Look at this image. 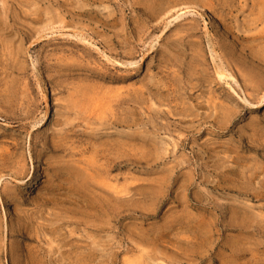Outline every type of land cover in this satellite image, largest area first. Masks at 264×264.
<instances>
[{
    "label": "rangeland",
    "instance_id": "374dc122",
    "mask_svg": "<svg viewBox=\"0 0 264 264\" xmlns=\"http://www.w3.org/2000/svg\"><path fill=\"white\" fill-rule=\"evenodd\" d=\"M263 99L264 0H0V264H264Z\"/></svg>",
    "mask_w": 264,
    "mask_h": 264
},
{
    "label": "bare ground",
    "instance_id": "6f19581e",
    "mask_svg": "<svg viewBox=\"0 0 264 264\" xmlns=\"http://www.w3.org/2000/svg\"><path fill=\"white\" fill-rule=\"evenodd\" d=\"M249 4H251V8L254 10L255 8H257V6L259 5V4H261V0H249ZM258 15V14H257ZM260 19H257V20H254V21H252L253 23L252 24H256L258 21H259ZM262 20V19H261ZM222 73H224V72H222ZM220 74V77L219 78H222V77H224V74ZM119 92H117V94H118ZM262 102H264V99L262 100ZM100 114V113H99ZM98 113H97V115H99ZM102 114V113H101ZM100 114V115H101ZM97 115H95V117H98V120H103V118L102 117H99V116H97ZM103 115V114H102ZM104 116V115H103ZM101 118V119H100ZM106 173V172H105ZM108 173V172H107ZM89 177V176H88ZM92 178V180L94 181L95 179H94V177L93 176H91ZM87 178V177H86ZM92 181V182H93ZM96 182H98V180H96ZM114 192H115V196H117L120 192L118 191V189L117 188H114ZM117 198V197H116ZM116 200V199H115Z\"/></svg>",
    "mask_w": 264,
    "mask_h": 264
}]
</instances>
